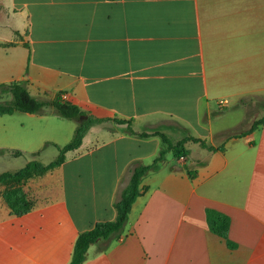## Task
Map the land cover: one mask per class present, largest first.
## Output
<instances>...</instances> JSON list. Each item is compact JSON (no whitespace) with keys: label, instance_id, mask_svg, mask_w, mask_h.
<instances>
[{"label":"crops","instance_id":"0c3cea01","mask_svg":"<svg viewBox=\"0 0 264 264\" xmlns=\"http://www.w3.org/2000/svg\"><path fill=\"white\" fill-rule=\"evenodd\" d=\"M17 81L103 121L61 166L0 183V264H69L79 234L115 219L129 165L161 149L117 121L152 134L156 115L220 149L188 142L184 160L168 154L143 178L120 237L89 246L83 264H264V125L227 136L245 121L241 100L264 101V0H0V85ZM224 112L239 118L220 123ZM188 115L207 125L202 136ZM75 128L51 107L0 116V175L50 164ZM9 186L29 212H11ZM206 209L230 218L234 249L209 231Z\"/></svg>","mask_w":264,"mask_h":264},{"label":"trees","instance_id":"16d2710c","mask_svg":"<svg viewBox=\"0 0 264 264\" xmlns=\"http://www.w3.org/2000/svg\"><path fill=\"white\" fill-rule=\"evenodd\" d=\"M108 1L116 2L119 0ZM5 94L10 96V100L0 103V116L11 115L15 112L38 114L41 113L45 108L51 107L58 116L75 122L76 128L70 142L61 148L57 147L58 156L50 164L43 166L38 162H30L23 169L15 173H5L0 175V183L20 181L21 179L42 174L61 166L65 161V154L79 148L88 130L93 125L99 124L103 121L101 119L87 117L77 106L62 100L60 95H55L53 99L48 101L38 100L32 97L26 89L25 81H17L10 84L0 85V95ZM240 102L242 103V100ZM262 108L263 115L253 124L251 127L252 131L264 125V101L262 102ZM117 122L126 124V131L131 136H136L143 139L149 137H158L161 142V149L159 150L155 159H153L149 165H143L137 161L132 162L129 165L127 168V185L121 191L119 198L114 203V208L116 210L115 219L113 221L96 223L92 229L79 234L73 247L69 264H83L85 260V253L89 246L94 245L99 241L109 242L120 237L128 221L131 207L140 194L139 186L143 178L149 173L156 171L162 165V163L166 161L165 158L168 154H170L174 160L186 158L188 156V151L185 148V144L188 142L199 144L202 148H208L203 140L194 138L187 132L182 139L173 143L163 133L154 132L152 134H137L131 129L130 121ZM208 149L219 150L220 148ZM186 172L190 179H193L196 175L194 171H190L188 168L186 169ZM2 197L11 212L17 216L26 214L33 207V202L20 187H7L2 194ZM205 216L209 231L223 239L229 249H234L236 244L231 242L228 238L230 218L213 209H206ZM106 248L107 243L102 246V250L104 251Z\"/></svg>","mask_w":264,"mask_h":264},{"label":"rangeland","instance_id":"374dc122","mask_svg":"<svg viewBox=\"0 0 264 264\" xmlns=\"http://www.w3.org/2000/svg\"><path fill=\"white\" fill-rule=\"evenodd\" d=\"M8 99H9V96L0 95V103L5 102ZM219 106L220 107L218 108V111L223 112L225 108L221 104ZM242 106H244V108L246 109L245 121L236 130L227 134V136L242 132L245 128L248 127L249 124L252 127L253 124L262 117L263 108H262L261 98H258V97L245 98L242 101ZM160 118H161L160 115H156L155 117L152 118V120L150 121L151 127L149 128V130L160 132L163 134L166 133L167 137L172 142H174L176 138L183 136V133L175 125L169 122L168 123L161 122ZM237 118H239V115L236 113H225L224 112V113H221L220 118L217 121L220 123L224 122L227 124H230V123L232 124L237 120ZM186 120L189 123L187 128L192 133V135L202 136L204 134L203 128L206 127L207 125H204L202 123H197L192 115H188ZM194 147H197V146H194ZM169 156H170L169 158H171L170 154Z\"/></svg>","mask_w":264,"mask_h":264},{"label":"built area","instance_id":"2783aa9c","mask_svg":"<svg viewBox=\"0 0 264 264\" xmlns=\"http://www.w3.org/2000/svg\"><path fill=\"white\" fill-rule=\"evenodd\" d=\"M180 160H184V158H181Z\"/></svg>","mask_w":264,"mask_h":264}]
</instances>
